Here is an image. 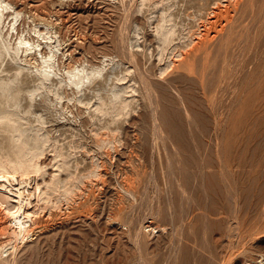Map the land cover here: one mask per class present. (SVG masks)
I'll list each match as a JSON object with an SVG mask.
<instances>
[{
    "label": "rangeland",
    "instance_id": "374dc122",
    "mask_svg": "<svg viewBox=\"0 0 264 264\" xmlns=\"http://www.w3.org/2000/svg\"><path fill=\"white\" fill-rule=\"evenodd\" d=\"M2 1V36L13 45L24 35L30 44L21 50L31 48L35 60L25 61L23 50L18 60L0 54V155L31 150L38 136L47 139L39 186L54 175L87 181L71 207L37 216L32 240L14 257L6 252L7 262H264V0H240L228 39L220 36V48H212L226 61L212 53L218 66L209 63L204 82L199 61V77L160 71L202 23L218 20L213 10L230 0ZM163 18L173 32L162 52ZM224 43L230 48L222 47L228 50L222 54ZM51 46L54 67L41 81V55ZM80 64L89 82L79 89L58 84ZM123 101L128 109L116 115L111 102ZM115 131L123 141L110 161L97 142ZM101 161L103 176L94 178V163ZM8 182L0 178V192H9Z\"/></svg>",
    "mask_w": 264,
    "mask_h": 264
},
{
    "label": "bare ground",
    "instance_id": "6f19581e",
    "mask_svg": "<svg viewBox=\"0 0 264 264\" xmlns=\"http://www.w3.org/2000/svg\"><path fill=\"white\" fill-rule=\"evenodd\" d=\"M154 1L156 3H160V2H162L164 0H154ZM150 2H151V0H150ZM141 3H144V2L141 1ZM242 3H243V1H242ZM239 5H241L240 0H230V2L225 4L223 7L219 6L215 10H213L212 13H214L215 19H218V20L215 21V20H212L213 18H211V19L209 18V20L206 23H202L199 26L198 31L196 33L190 34L189 42L187 43L186 48L183 49V50L179 49V50L174 52L176 54H174V57L165 65L164 68L161 69L160 75L162 76L169 69H172V70H175V71H179L180 70V72H181V69H183V70H186L189 74H191L193 76L195 74L196 75L200 74V76H201V73H199V72L197 73V71L202 70L203 71V74L201 76L202 80L201 79L200 80L204 82V78H202V77H205L204 76L205 71H206L207 67L209 68V63L212 62V61H210L211 58H213V57H211V55H214L216 53L215 55L217 56V55H220L219 53H221V52H218V51H221L220 49L219 50L217 49L218 50L217 51L218 54H217V52H214L215 50L213 51L212 48L215 47L219 43L218 41L220 39H218V38L220 36L225 35V33L227 34L228 31H226V28L229 27L228 25L232 26L234 24L233 26H235V21L233 20V18L235 16H234L233 13H234V11L240 9V8H238ZM6 8H7V4H5L2 0H0V54L1 53H4L6 55L7 54H12V56L15 59H17L19 54H21L19 52L23 50L22 52H23V56L25 55V61H27L28 63H31L32 60H35V58H34L35 56L33 57L32 56L33 54L32 55L29 54L31 48H25V49L21 50L23 45L30 44V43L26 42L27 40L25 41V38L23 37L24 36L23 34H22L23 36L19 35L16 38V41H15V43L13 45L10 43V40H9L8 37L2 36V30H3L2 28H4V25L2 27V24H3L2 21H4V20H2V17L4 18V16L6 15V13H3V12L6 11L5 10ZM239 11L241 12V10H239ZM252 12H253V10H252ZM239 13L237 15H241L242 12L240 14ZM243 13H245V11ZM3 14H4V16H3ZM18 17L20 18L18 13H16L13 16V18H12V20H13L12 22L13 23L11 25V30H14L16 28L15 26H16V22L18 21ZM163 17H164V15H163ZM222 18H225L224 21H221ZM251 18H252V16H251ZM168 22L169 21H167L166 18L165 19L163 18L162 23L159 25V35L158 36H160L159 38L162 41L161 43L164 45L163 48H161V50H160L162 52L167 50L166 49L167 47H165V46H169L170 43L172 42L171 41V39H172L171 37H172V32L173 31L171 29V26L168 25ZM232 22H234V23H232ZM48 26H50V25H48ZM217 26H219V28L216 30ZM213 29L216 30V31H212ZM237 30L238 29H236V31ZM56 32H57V30H56ZM231 32H233V30ZM231 32H229V33L231 34ZM49 33L50 32H48V31H46L45 33L43 32V34L45 35L44 38H47V37L49 38ZM239 33H241V32H239ZM57 34L58 33H56V35ZM236 34H238V33H236ZM40 35H42V34L40 33ZM222 37L223 38H221V40H225L227 38L226 35H225V37L224 36H222ZM228 37H229V35H228ZM231 37L234 38L233 36H231ZM229 39H231V38H229ZM230 41L231 40H228V42H230ZM215 43H217V44H215ZM241 43H242V41H241ZM219 44H218V46H219ZM222 44H223V41H222ZM224 44H225V46L222 45L221 48L222 47L223 48L224 47L225 48H230V46L227 47L229 45V43H228V45L226 43H224ZM38 45H39V43H38ZM218 48H220V46ZM53 49H54V46H51L50 49H48L49 52L47 54L45 53V55L44 54L41 55L42 64H40L41 65L40 69H44V71L41 72V77H40L41 81H45L47 79L48 74L50 72H52V69L54 67L52 61H54L53 60V58H54V50L56 49V47H55L54 50ZM213 49H215V48H213ZM224 49L222 50V54H225L223 52H227L228 53V50L224 51ZM212 53H214V54H212ZM217 57L216 58L214 57V59H212L213 61L215 59L217 60L216 64L218 63V60L220 61V59H222V58H223L222 60L226 61L225 60L226 57H225V59H224L223 56L218 57L220 59H217ZM198 61H199L200 64L202 63V65H201L202 67H198L200 70H198V68L196 69V67L199 65V63H198V65L196 63ZM222 64H223V62H222ZM212 65L210 66V68H212V67L214 68L215 66H218V65H215V64H214L215 66H212ZM32 66H33V64H32ZM73 66H75V65H73ZM223 66L225 67V65H223ZM38 68L39 67H37V69ZM215 68H217V67H215ZM85 70L86 69H84L81 66V64H80V66L78 65L77 67L70 68L69 70H67V74L65 73L66 76H64L63 78H61L58 81V84L60 85V84L64 83V85L66 84V85H68V87L69 86H74V87L79 89L81 85H84L85 83L89 82V79H90V75L91 74L85 73ZM183 70H182V72H183ZM208 70H210V69H208ZM213 71H216V70H213ZM97 72L98 73L100 72L99 68L95 69L92 73L94 75V73H97ZM180 72H178V73H180ZM98 73H97V75H98ZM172 73H173V71H172ZM210 73L211 72H209V74ZM213 73H211V74L213 75ZM218 73H219V71H218ZM214 75H216V74H214ZM258 76H259V74H258ZM261 76H263V75H261ZM201 81H199V82H201ZM262 83H263V81H262ZM202 85L206 86V84H202ZM246 86H248V85L246 84ZM241 87H243V86H241ZM203 90H204V92H206L205 87H204ZM32 93L33 92H31V94ZM113 101H116V100H113ZM182 101L184 102V99H182ZM112 102H111L112 105H110V106H111V109L113 110V112L116 113V115H119V114L124 113V112L127 111L128 103H126L125 101H123L120 104H118V106L115 103H112ZM102 105H105V104H102ZM103 135L104 136L101 137V138L98 137L99 138V140H98L99 142H97V143H99V146L101 148L106 149L105 151H107V154L109 155V159L111 161L112 158H113V154H114V153L112 154V151L117 150L121 146V142L123 140L121 141L119 132H116V131L112 132L111 134L110 133H107V134L105 133ZM18 137L21 138V134H19ZM36 139H37L38 144L31 150H29L28 148L24 147L23 149L20 150L19 153H13V155L9 154V155H6V156L3 155V154L0 155V178L1 179L5 178V179H8L10 181V182H8L7 185L3 186L4 188H7L9 192H5V191L0 192V237H2L0 239V264H16L15 262H13L14 258L11 259L12 262H7V261H9V259L6 261L5 260L6 256L4 257V254L6 252H10L8 254V256L12 255L14 257L17 254L19 245L24 243V242H26V241L28 242V240L31 239L35 235L34 234L35 229H37V227H38L37 226L38 225L37 216L40 213L42 214L43 211L52 212L54 209H57V208L59 210L62 205H66L67 207H69L70 205L75 203L76 202L75 197L78 195L77 191H82L83 187H85L84 185L87 182V181L85 182V180H83V179H81V180L67 179L66 181H61V179L59 180L58 177L54 175L52 177L51 182L49 184H46L45 187L39 186L37 184V178H38V176L40 174V160H41V157L44 154V151H45L44 146H45V143L47 142V139H40L38 136H37ZM117 153H118V151H117ZM60 156H61L60 153H57L55 155V160L58 157H60ZM102 162L103 161H101L100 163H98V162L94 163V171L92 173V176L94 178L103 176V175H101L102 172L100 171V169L102 167V164H101ZM90 179H92V178H90ZM129 181H130V178H126L125 179L126 184H128V186L130 187L131 185H130ZM14 182H17V184H14ZM130 182H132V181H130ZM89 183H90V181H89ZM91 190H92V188H91ZM141 226H142V224H141ZM144 227H146V226H144ZM147 227H149V226H147ZM229 254H231V253H229ZM259 262H261V264H264V262L262 260L259 261Z\"/></svg>",
    "mask_w": 264,
    "mask_h": 264
}]
</instances>
